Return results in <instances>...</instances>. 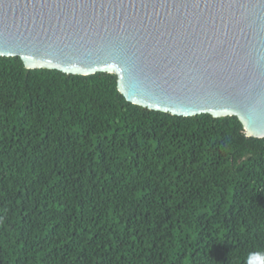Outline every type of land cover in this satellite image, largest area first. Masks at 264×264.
Wrapping results in <instances>:
<instances>
[{
	"label": "trees",
	"instance_id": "obj_1",
	"mask_svg": "<svg viewBox=\"0 0 264 264\" xmlns=\"http://www.w3.org/2000/svg\"><path fill=\"white\" fill-rule=\"evenodd\" d=\"M264 139L0 57V264H264Z\"/></svg>",
	"mask_w": 264,
	"mask_h": 264
},
{
	"label": "water",
	"instance_id": "obj_2",
	"mask_svg": "<svg viewBox=\"0 0 264 264\" xmlns=\"http://www.w3.org/2000/svg\"><path fill=\"white\" fill-rule=\"evenodd\" d=\"M0 57L112 74L133 105L264 139V0H0Z\"/></svg>",
	"mask_w": 264,
	"mask_h": 264
},
{
	"label": "clouds",
	"instance_id": "obj_3",
	"mask_svg": "<svg viewBox=\"0 0 264 264\" xmlns=\"http://www.w3.org/2000/svg\"><path fill=\"white\" fill-rule=\"evenodd\" d=\"M250 256H264V252H261V253H251Z\"/></svg>",
	"mask_w": 264,
	"mask_h": 264
}]
</instances>
